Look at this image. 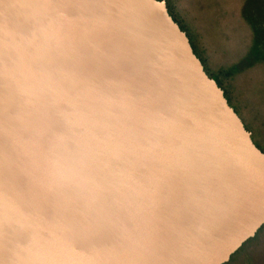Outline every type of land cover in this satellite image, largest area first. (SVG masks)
<instances>
[{
    "label": "water",
    "instance_id": "1",
    "mask_svg": "<svg viewBox=\"0 0 264 264\" xmlns=\"http://www.w3.org/2000/svg\"><path fill=\"white\" fill-rule=\"evenodd\" d=\"M264 224V152L165 0H0V264H224Z\"/></svg>",
    "mask_w": 264,
    "mask_h": 264
},
{
    "label": "rangeland",
    "instance_id": "2",
    "mask_svg": "<svg viewBox=\"0 0 264 264\" xmlns=\"http://www.w3.org/2000/svg\"><path fill=\"white\" fill-rule=\"evenodd\" d=\"M210 74L223 77L228 99L254 143L264 150V0H165ZM226 75V74H225ZM229 264H264V227Z\"/></svg>",
    "mask_w": 264,
    "mask_h": 264
},
{
    "label": "trees",
    "instance_id": "3",
    "mask_svg": "<svg viewBox=\"0 0 264 264\" xmlns=\"http://www.w3.org/2000/svg\"><path fill=\"white\" fill-rule=\"evenodd\" d=\"M166 6H167V5H166ZM167 9H168L169 14L172 16V18L178 23L179 27H180V28L186 33V35H188L187 32H186V30H185L184 27L182 26V24L179 22V20L176 19V17L171 13V11L169 10L168 6H167ZM254 31H255V33H256L257 36H256V38L254 39V43H253V46H252V54H256V57H257V55H258V54H257V49H258L260 46L263 47L264 44H263L262 37L259 35V30L255 29ZM189 41H190V40H189ZM190 44H191V46H192V48H193L194 53H195L196 56L198 57L197 52H196V49L194 48L193 44H192L191 42H190ZM263 55H264V53H263ZM198 58H199V57H198ZM199 59H200V58H199ZM200 61H201V63L203 64V62H202L201 59H200ZM203 67H204V70H205L206 74H207L209 77L213 78V79L217 82L218 86L223 90V92H224V96L226 97V99H227V101H228V104L231 106V104H230V102H229V99H228V93H227V90H226V88L223 86V77L232 74L233 71H234L235 69H237V67H236V66H233V67H231L229 70H227L226 73H221V74L219 73V74H217V75L210 74L209 71L205 68L204 64H203ZM225 74H226V75H225ZM235 112H236V111H235ZM263 227H264V224L259 228V230L256 232V234L254 235V237L258 234V232H259ZM254 237L249 238L246 242H244V243L242 244V246H241V247H240L235 253H233V254L230 256L229 261L226 262V263H224V264H229V262L234 258V256L237 254V252H239V251L243 248V246H244L246 243H248L250 240H252Z\"/></svg>",
    "mask_w": 264,
    "mask_h": 264
},
{
    "label": "flooded vegetation",
    "instance_id": "4",
    "mask_svg": "<svg viewBox=\"0 0 264 264\" xmlns=\"http://www.w3.org/2000/svg\"><path fill=\"white\" fill-rule=\"evenodd\" d=\"M251 138H252V135H251ZM254 142V141H253ZM261 151H263L264 152V150L259 146V145H257L256 143H254Z\"/></svg>",
    "mask_w": 264,
    "mask_h": 264
}]
</instances>
